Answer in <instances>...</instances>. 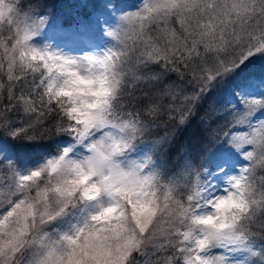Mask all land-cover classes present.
<instances>
[{
	"label": "snow or ice",
	"instance_id": "snow-or-ice-1",
	"mask_svg": "<svg viewBox=\"0 0 264 264\" xmlns=\"http://www.w3.org/2000/svg\"><path fill=\"white\" fill-rule=\"evenodd\" d=\"M0 264H264V0H0Z\"/></svg>",
	"mask_w": 264,
	"mask_h": 264
}]
</instances>
